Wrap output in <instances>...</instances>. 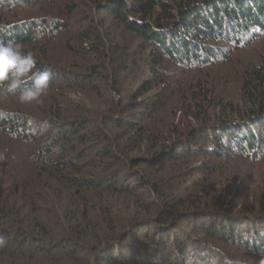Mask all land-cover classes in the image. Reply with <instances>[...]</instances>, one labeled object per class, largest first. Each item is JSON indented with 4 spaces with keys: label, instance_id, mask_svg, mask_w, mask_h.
Returning <instances> with one entry per match:
<instances>
[{
    "label": "trees",
    "instance_id": "16d2710c",
    "mask_svg": "<svg viewBox=\"0 0 264 264\" xmlns=\"http://www.w3.org/2000/svg\"><path fill=\"white\" fill-rule=\"evenodd\" d=\"M67 1L0 0V39L52 71L0 103V264H264V183L237 167L264 162V60L230 56L264 0Z\"/></svg>",
    "mask_w": 264,
    "mask_h": 264
},
{
    "label": "clouds",
    "instance_id": "9594fccd",
    "mask_svg": "<svg viewBox=\"0 0 264 264\" xmlns=\"http://www.w3.org/2000/svg\"><path fill=\"white\" fill-rule=\"evenodd\" d=\"M18 2L20 6L27 7L25 0ZM51 79V69L37 68L34 54L25 52L20 42L0 39V94L18 92L20 102H38L47 94Z\"/></svg>",
    "mask_w": 264,
    "mask_h": 264
},
{
    "label": "rangeland",
    "instance_id": "374dc122",
    "mask_svg": "<svg viewBox=\"0 0 264 264\" xmlns=\"http://www.w3.org/2000/svg\"><path fill=\"white\" fill-rule=\"evenodd\" d=\"M65 1H67V0H65ZM29 6H31L30 3H29ZM38 6L39 7H36L35 10L29 9L28 12H26V14L30 15V16H46V15L48 16L49 14H52L54 16H58L57 15L58 12H61V10H62V8L61 9H57L56 7L41 8L40 5H38ZM72 28H76V25H74ZM54 43L56 45H59V46L62 45V44L57 43V42H54ZM57 49L59 51H56V54L57 53L61 54L64 51V50H60L61 49L60 47ZM230 56L232 57L233 67L238 72H240V70L242 69L244 64L247 66V64H253V63H257L259 61L264 60V35L261 38L253 41V43L249 44L248 46L245 44L243 47L237 48L235 51H233L230 54ZM218 63H222V62H218ZM226 65L227 64H217L213 68V72H214V79L213 80L214 81H212V82L215 83L216 87H218L221 84L220 79L223 76H225V72L229 71V69L227 67H225ZM216 74H219L221 77L219 79L216 78L217 77ZM235 78H230V80H235ZM219 91H220V87H218V89H216L215 93L217 94V93H219ZM227 91L229 92V94L227 92L226 95L228 97H230V100H232V97L236 96V94L239 92L237 83H231V85L227 89ZM222 92H224V91H222ZM10 94L11 93L0 94V103H6L8 105H11V107H13V105H15V104H19L20 100L15 96H11ZM34 124H36V123H34ZM248 164H250V165L242 164V165H239L237 167L247 170V173L251 174L252 176L255 175L253 177V179L251 180L253 185H256L258 182H259V184L264 183V162L261 161L258 164L249 162ZM259 178H260V180H258Z\"/></svg>",
    "mask_w": 264,
    "mask_h": 264
}]
</instances>
